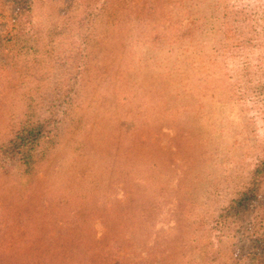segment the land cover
<instances>
[{"label": "rangeland", "instance_id": "rangeland-1", "mask_svg": "<svg viewBox=\"0 0 264 264\" xmlns=\"http://www.w3.org/2000/svg\"><path fill=\"white\" fill-rule=\"evenodd\" d=\"M171 1L34 2L32 21L46 44L63 42L60 28L71 35L72 61L66 63L71 73L81 64L73 60L80 52L95 62L97 107H85L86 118L40 180L20 184L12 175L2 177L0 264H201L176 257L207 246L217 258L220 246L231 248L221 245L210 217L239 185L237 177L225 179L231 176L228 168L237 172L264 155V86L259 75L240 77L232 74L235 65L227 71L218 62L186 66L189 77L198 79L190 91L176 71L148 66L156 47L176 40L167 16ZM245 1L230 0V8L240 9ZM54 29L51 37L47 32ZM222 29L234 36L232 24ZM76 32L83 40L74 38ZM14 80L24 78L9 76L0 93V136L23 110ZM233 101L243 112L239 128L216 137L228 122L233 126ZM241 132H251V141ZM238 142L251 149L242 153ZM215 185L217 197L208 194ZM193 196L202 200L201 207L195 208ZM203 207L210 209L199 211ZM190 218L195 224H188Z\"/></svg>", "mask_w": 264, "mask_h": 264}, {"label": "trees", "instance_id": "trees-1", "mask_svg": "<svg viewBox=\"0 0 264 264\" xmlns=\"http://www.w3.org/2000/svg\"><path fill=\"white\" fill-rule=\"evenodd\" d=\"M35 1L0 0V93L11 75L13 79L24 78L20 83L27 82L21 85L14 80L22 90L20 98H24V104L20 117L8 122L5 133L0 136V182L8 175L21 180L20 184L24 183L23 180L32 183L34 179L40 180L73 130L82 123V116L86 118L88 109L97 107L93 95L98 73L91 68L95 62L80 52V56L73 60L81 64L73 73L70 72L66 63L72 61V56L67 53L71 35L67 28H60L57 36L63 42L53 46L46 44L32 21ZM251 1L239 2L242 6L236 10L230 8V0H172L167 16L176 40L165 48L156 47L154 52L149 46L147 49L153 55L148 66L167 72L176 71L179 77H186L190 91L198 79L189 77L191 70L186 66L192 64L200 69L205 65L215 67L218 62L227 71L235 65L232 74L240 77L259 75L264 86V0H258L254 7L249 6ZM225 24L233 25V37L223 31ZM56 31L47 33L52 37ZM74 38L83 40L84 36L76 32ZM60 45L67 49L60 50ZM243 58L247 61L242 63ZM232 61L235 63L231 64ZM203 103L204 100L197 101L199 105ZM85 107L88 109L84 112ZM231 111L236 113L229 120L233 126L228 122L229 127L216 131V137H229L239 128L237 122L243 117V112L238 101H233ZM200 118L203 119L202 116ZM247 133H238L246 143L251 141V132ZM195 135L204 145L207 144L200 133ZM238 143L242 153L246 154L251 149V144ZM228 169L231 176L225 179L231 181L237 177L239 185L231 196L224 198L225 204L210 218L213 219L212 226L220 230L221 245L226 242L228 246L231 244V248L228 251L220 246L216 258L212 248L198 246L195 250L198 253L189 254L188 251L186 255L177 256L176 260L188 258L192 263L201 264H264V155L243 164L237 172L234 168ZM84 188L87 190L86 186ZM218 188L215 185L208 194L217 197ZM208 190L206 187V194ZM194 206L201 207L202 200L195 198ZM207 209L210 208L203 207L199 211L206 212ZM200 220L205 221V218ZM188 224L195 222L190 218ZM37 229L41 231V227ZM198 232L195 229L193 235Z\"/></svg>", "mask_w": 264, "mask_h": 264}]
</instances>
